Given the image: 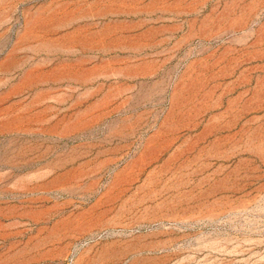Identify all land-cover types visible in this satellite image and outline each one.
Here are the masks:
<instances>
[{
    "label": "rangeland",
    "instance_id": "1",
    "mask_svg": "<svg viewBox=\"0 0 264 264\" xmlns=\"http://www.w3.org/2000/svg\"><path fill=\"white\" fill-rule=\"evenodd\" d=\"M0 264H264V0H0Z\"/></svg>",
    "mask_w": 264,
    "mask_h": 264
}]
</instances>
